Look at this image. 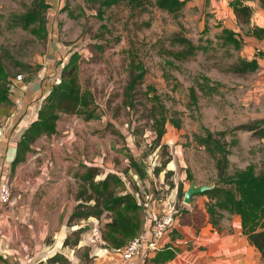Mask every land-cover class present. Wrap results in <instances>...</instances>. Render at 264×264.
<instances>
[{
    "label": "rangeland",
    "instance_id": "374dc122",
    "mask_svg": "<svg viewBox=\"0 0 264 264\" xmlns=\"http://www.w3.org/2000/svg\"><path fill=\"white\" fill-rule=\"evenodd\" d=\"M33 1L0 0V94L9 97L10 82L19 73L25 80L50 67L62 73L60 62L74 54L81 89L92 93L91 108L96 116L64 114L61 120L66 119L65 125L76 121L74 139L60 145L55 133L49 135L43 149L53 154V164L45 160L46 153L41 154L18 183H12L17 186L13 193L20 204L29 195L28 186H37L40 193L30 208L11 204V213L23 211V216L11 222L13 248L20 250L21 244H27L26 254L33 255L36 246L54 243V232L78 204L81 187L88 184L83 179L88 166L82 160H94L102 150L106 154L104 167L99 166L95 179H104L106 169H124L125 179L109 183L116 192L126 186H147L148 190L179 182L185 187L191 181L188 173L196 182H215L217 158L225 154L228 173L250 166L254 173L264 171V137L236 129L241 123L264 117V33L253 30L260 14L264 16L259 0H244L253 6L250 21L245 23L239 21L232 0H186L178 13L156 5H149L148 10L134 9L127 0L110 6L103 0H45L49 7L43 11L44 29L25 17ZM184 37L193 45L185 44ZM246 61H253L256 68L238 71L237 65ZM9 102L0 100V108ZM161 127L165 132L157 142ZM62 130L59 133L65 135ZM209 133L222 142L224 150L212 154L207 149L201 139ZM132 158L148 175L138 176ZM46 167L48 175L42 173ZM208 200L207 194H196L187 204L177 196L178 217L201 225ZM25 214L32 223L25 220ZM111 214L105 210L95 221L92 242L104 244L98 229ZM233 221L232 216L230 226ZM89 223V219L73 220L60 234L74 239L72 227H89ZM229 223L224 224L226 228ZM45 227L49 235L43 238ZM189 243V247H203L199 241ZM112 251L115 253L95 255L99 258L95 264H144L139 261L145 257L124 262ZM69 254L64 263L78 264ZM75 254L81 264L94 263L90 251L86 255L80 249ZM15 257L7 261L17 263Z\"/></svg>",
    "mask_w": 264,
    "mask_h": 264
},
{
    "label": "trees",
    "instance_id": "16d2710c",
    "mask_svg": "<svg viewBox=\"0 0 264 264\" xmlns=\"http://www.w3.org/2000/svg\"><path fill=\"white\" fill-rule=\"evenodd\" d=\"M119 1L121 0H103V3L110 6ZM127 2L134 9L148 10L149 5H156L170 12L178 13L186 0H127ZM259 2L264 7V0H259ZM231 3L240 22L250 21L253 13L251 3L244 0H232ZM47 7L49 4L45 0H34L33 7L25 17L38 22L39 27L44 29L46 22L43 11ZM253 30L257 33H264V26L256 25ZM183 42L187 45H193L192 40L186 37L183 38ZM78 67L77 58L72 54L63 67L60 83L55 86L40 107L38 117L22 133L17 145L14 166L27 159L28 152L33 150L32 144L40 136L44 134L49 136L57 131V122L63 118L64 114L86 113L88 118L96 116L93 108H91L92 93L89 90L81 89ZM255 68L256 65L253 61H246L237 65L238 71L241 72ZM141 72L136 78L140 77ZM132 84L130 83L129 86ZM0 87L2 88L3 84ZM0 100L8 101L10 98L5 94H0ZM236 129L248 130L257 137H264V117L241 123L236 126ZM164 132V128L161 127L157 142L160 141ZM201 140L212 154L224 150L222 142L219 139H214L211 133ZM132 159L131 165L135 166L139 176L144 178L146 170L138 164L136 159ZM167 161L168 159L164 160L163 164ZM216 165L218 179L215 180V186L201 193L209 196V200L206 202L208 220L215 229L222 231L223 217L226 214H238L241 217L242 232L246 234L249 242L259 249L264 264V171L258 174L254 173L250 166L244 170H238L237 173H228L229 160L226 154L217 158ZM99 172V166H88L84 172L83 179L88 184L81 187L76 196L80 200L70 214L69 223L73 220L88 218L90 215L100 217L105 210L112 211L113 214L106 220L101 234L105 240L104 245L116 250L123 247L129 238L143 230L145 213L133 193L116 192V189L110 188L109 183L112 179L121 181L120 175L109 172L104 179L96 180L95 177ZM172 172V169L167 170L169 175ZM187 177L194 180L192 173H188ZM89 189L92 190L90 193H88ZM185 190L183 182H179L177 196L180 200H183ZM91 199H94V203L90 202ZM82 229L83 227L80 226L78 231ZM75 231L73 230V232ZM174 231H176V227L170 232V236L173 238L172 233ZM75 243H77L76 236L74 239L71 236L66 237L65 244L73 245ZM84 251L86 255H89L88 247L84 248ZM177 251V246L169 241L154 254L147 256L145 264H165L176 256ZM66 261H68V256L65 253L56 252L47 260L39 261L37 264H57V262L64 263ZM0 264L20 263H11L0 253Z\"/></svg>",
    "mask_w": 264,
    "mask_h": 264
},
{
    "label": "crops",
    "instance_id": "0c3cea01",
    "mask_svg": "<svg viewBox=\"0 0 264 264\" xmlns=\"http://www.w3.org/2000/svg\"><path fill=\"white\" fill-rule=\"evenodd\" d=\"M260 10L262 12V7L260 8ZM262 16L263 14L261 13V20L259 22H256L259 26H264V16ZM253 23H255L254 19ZM65 61L66 60L63 59L62 64L60 62V65L64 66L68 60L66 62ZM61 74V71L58 70L56 72L55 69L51 67L47 69V71L42 70L40 72L39 70L37 76L26 80L24 78L23 81H18L14 88L9 89L10 102L8 104H5L8 105V107L3 105L2 108H0V126L5 127L6 131V135L3 139L0 151V179L7 178L11 181V183L14 182L15 184H17L20 177L24 176V170L28 168L29 165H34L35 160H37V158L41 154L46 153L45 160L53 164V154L48 150L46 152L45 148L43 149L44 143H47L50 138L46 134L40 136L32 144L33 150L28 152L27 159L25 161L17 164L16 166H14L13 162L17 154V145L22 133L24 132L26 127L38 117L40 107L46 101V98L53 91L55 86L60 83ZM66 122V119H60L57 122V131L55 132V136L54 134H52V137H55L57 144L64 145L66 144L67 140L72 141V139H74L73 134L74 128L76 126V121L72 122L70 125H65ZM61 128L64 130V132H66L64 133L65 135H61V133H59L61 131ZM54 153L56 156L59 155L56 150H54ZM105 155V152H103L102 150L97 154L94 160L88 161L85 158L82 161H84L86 166L102 167L104 159L106 157ZM46 168L47 169L44 168L42 173L48 175L49 169L48 167ZM109 170H111L112 172H116L123 179L126 178L124 169L123 171L112 168ZM109 170L106 169L103 173V176L106 175ZM146 175H148V172H146ZM36 178L39 177L37 176L35 177V179ZM188 186H185V189H187ZM13 187L16 188L17 186ZM150 187L151 188L147 190V186H126L125 189H122L120 191L121 193L131 192L135 195L138 203L142 206V210L145 213V220L143 224L144 228L147 226L149 218L158 213L162 204L161 202L166 196L176 197L177 200L178 185ZM164 187L166 188L164 189ZM28 188L29 195L24 203L22 202L20 204V201H16L14 193L11 202L8 204L11 207H9L7 204L2 205L0 203V253L3 254L6 258L13 255L15 257V254H17L16 257H18L19 259L17 263L26 264L24 262H27V264H37L39 261L47 260L48 257L52 256L56 252H63L66 255L70 252L69 255L70 258L73 259L72 261L79 264V258L75 256V252L88 247L90 255L93 258L94 262L92 264H95L97 263V259H99H96L95 255L99 256L100 253H115L112 251H115V249L113 248L111 249L102 243L98 245L96 244V242H92V235L96 231L94 230V227L96 225L95 221H99L98 217L95 215H90L88 218H82L89 219V227L80 225L81 227H83V229L79 231L78 227L80 228V226L72 227L71 230L77 231V243L73 245L65 244V239L67 236H69V234H60L62 228H65V224L67 225V223H69L70 214H68L63 218V221H61V228L54 232L53 236L56 238L54 243L44 246L41 245L40 248L39 246H36L35 251H33V255L26 254L28 253L27 244H25L24 247L21 244L19 248L20 250H16L15 248H13L10 235L11 222L14 221V219H18L19 217H21L23 211L20 213L15 211V214H13L9 209L12 208V205L13 207L14 205H20L19 207L23 209L30 208V206L33 205L32 203L37 201L38 194H40L37 192L39 188L37 186H28ZM167 188L170 190L169 192H167ZM92 200L93 199H91L90 201ZM203 200L202 202L204 203ZM197 203L198 202L195 203L194 200V204L197 205ZM192 207L193 206L191 205V209ZM206 214L207 215L205 216V219L201 225L194 222H183V220L181 221V217L177 218L176 234H174V238L169 234L166 243H168L169 241L173 242L177 246L178 251L176 256L168 260L165 264H263L261 252L255 245L249 242L246 234L242 232L241 217L238 214H226V216L223 217L222 225L224 226V229L222 231L214 229L213 225L208 220V213ZM232 216L234 218V221L232 226H230L229 219ZM30 219L31 218L29 216H26L25 214V220H28L32 223V220ZM225 223H229L228 226L229 228L231 227V229L226 228V226L224 225ZM73 224H78V222ZM33 230L34 229L30 230L31 233L33 232ZM98 230H101L100 232L102 233L101 228H99ZM48 231V227H45L43 228V230H41L43 238L49 235ZM100 238L103 239L102 234ZM192 240H194L195 242L199 241V243L203 245V247L201 248L199 245L189 247V241ZM103 243H105L104 239ZM123 247H121L120 249H116V253L120 255L122 260L123 258L121 256V249ZM123 261L126 262L125 260ZM138 261L139 259H134L131 262ZM140 262L145 264L144 259H141L139 263Z\"/></svg>",
    "mask_w": 264,
    "mask_h": 264
},
{
    "label": "built area",
    "instance_id": "2783aa9c",
    "mask_svg": "<svg viewBox=\"0 0 264 264\" xmlns=\"http://www.w3.org/2000/svg\"><path fill=\"white\" fill-rule=\"evenodd\" d=\"M23 74L19 73L10 82V89L14 88L18 81H23ZM6 135L5 127L0 126V151L3 139ZM13 197V186L9 179H0V203L2 205L9 204ZM160 209L157 214L149 218L147 226L135 236L128 239L124 247L121 249V256L125 261H132L140 257L154 254L162 248L167 237L173 228L176 227L179 208L176 199L166 196L161 202ZM57 264H62L57 262Z\"/></svg>",
    "mask_w": 264,
    "mask_h": 264
},
{
    "label": "water",
    "instance_id": "95a60500",
    "mask_svg": "<svg viewBox=\"0 0 264 264\" xmlns=\"http://www.w3.org/2000/svg\"><path fill=\"white\" fill-rule=\"evenodd\" d=\"M215 186V182H208V183H199L195 180H191L189 186L185 190L183 196V202L190 204L193 200V197L196 194H201L202 192L211 189Z\"/></svg>",
    "mask_w": 264,
    "mask_h": 264
}]
</instances>
